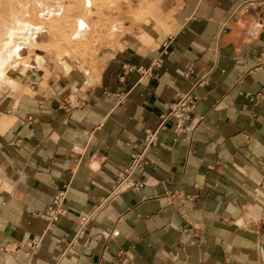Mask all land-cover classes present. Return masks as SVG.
<instances>
[{"label": "crops", "instance_id": "obj_1", "mask_svg": "<svg viewBox=\"0 0 264 264\" xmlns=\"http://www.w3.org/2000/svg\"><path fill=\"white\" fill-rule=\"evenodd\" d=\"M241 2L134 0L136 20L123 0L104 19L39 27L29 63L0 86V264L25 263L39 237L35 264L121 253L132 264H264V7ZM189 91L196 108L160 130L137 172L144 186L112 195L145 129ZM62 190L52 225L37 212Z\"/></svg>", "mask_w": 264, "mask_h": 264}, {"label": "rangeland", "instance_id": "obj_2", "mask_svg": "<svg viewBox=\"0 0 264 264\" xmlns=\"http://www.w3.org/2000/svg\"><path fill=\"white\" fill-rule=\"evenodd\" d=\"M58 1H60V4ZM120 1L123 0H0V45L7 39L3 31L6 32L7 29L5 28L9 27L17 30H15V33L18 32L15 40L18 42L19 39L20 41V47L15 56V62L6 67L7 69H5L4 72L7 75L4 73V75L1 76L2 81L0 80V86L5 84L11 86V83H15L13 74L16 69L21 64L29 63L30 55L26 56V54H31L32 50L38 47V40L35 38V34L38 32L41 25H48L51 34H54V29L61 26L65 20L70 19L74 21L76 18L83 17L86 22L89 23L94 15H99L100 18L104 19L106 17L103 13L104 10L111 9V6L117 5ZM125 1L129 2V8L126 11L130 13L132 18L138 20L143 16V11L141 9H134L132 7V2L134 0ZM155 1L158 2L159 0ZM54 4L56 7L53 6ZM60 12L63 13L61 17L58 16ZM146 13L151 14L152 10L146 9ZM20 30L22 31L19 32ZM58 32L61 33L60 35L63 39L70 41V32L67 28L63 30L59 28ZM84 34L86 35L87 33L84 32ZM3 36L6 38H3ZM29 36L30 38L28 39ZM81 43L85 44L84 40H82ZM19 56L22 60L18 59ZM262 256L264 258L263 249Z\"/></svg>", "mask_w": 264, "mask_h": 264}, {"label": "built area", "instance_id": "obj_3", "mask_svg": "<svg viewBox=\"0 0 264 264\" xmlns=\"http://www.w3.org/2000/svg\"><path fill=\"white\" fill-rule=\"evenodd\" d=\"M242 8H254L257 6L264 7V0H242ZM168 52V43L165 42L162 50L159 52L155 61V65L161 66V56ZM259 64L264 63V48L262 54L258 57ZM138 71L142 76L150 75V68L139 67ZM197 94L194 91L186 93H179L178 99L169 104V108L166 112L160 114V123L156 128L145 129V144L144 148L139 151H134L131 155L129 165L125 168L123 173L117 178L116 182L112 186L111 194H118L120 192L130 189H140L144 186V182L140 177H137V172L144 170L148 164L147 154L148 151L158 144L159 132L161 129L166 128L170 118L177 120V127L185 124L190 118L191 113L195 110L197 105ZM67 190L60 191L55 197L53 202L42 211H38L37 215L48 221L49 224L54 225L57 223L64 213V204L66 202ZM92 215L82 216L79 220V228L75 233V237L83 236L90 222ZM42 243V237L32 238L25 245V254L27 260L23 264H35V256L39 252L40 245ZM112 264H132L131 260L127 256L121 253L119 258H116Z\"/></svg>", "mask_w": 264, "mask_h": 264}, {"label": "bare ground", "instance_id": "obj_4", "mask_svg": "<svg viewBox=\"0 0 264 264\" xmlns=\"http://www.w3.org/2000/svg\"><path fill=\"white\" fill-rule=\"evenodd\" d=\"M82 21V20H80ZM22 23V22H21ZM80 23V22H79ZM23 24V23H22ZM29 25V24H28ZM81 26V25H80ZM27 27V26H26ZM83 27V26H82ZM81 27V29H82ZM15 28V27H14ZM7 29L6 32L3 31L5 33V35L7 36V39H5V41L0 45V80L2 79L1 76L4 75V71L5 69H7L6 67L9 66V64H12L15 62V56L17 55L18 51H19V39L18 42L15 40L17 37L16 34H18V32L15 33V30L12 29V27L9 28H5ZM27 29V28H26ZM80 29V28H79ZM17 31V30H16ZM22 30H20L19 32H21ZM25 31V30H24ZM20 37V36H19ZM26 37V36H25ZM3 38H6L3 36ZM30 38V36L28 37V39ZM7 40V41H6ZM24 40V39H23ZM27 41V40H26ZM1 43V42H0ZM24 43V42H23ZM28 43V42H27ZM18 59L22 60V58H20V56L18 57ZM18 60V61H19ZM17 61V62H18ZM23 65V64H22ZM17 66V65H16ZM15 70V69H14ZM21 72V71H20ZM22 72H24L22 70ZM26 73V72H25ZM6 74V73H5ZM7 75V74H6ZM2 81V80H1ZM0 81V82H1ZM13 82V80H12ZM2 84V83H1ZM13 84V83H11ZM263 249V248H262ZM264 250V249H263Z\"/></svg>", "mask_w": 264, "mask_h": 264}]
</instances>
